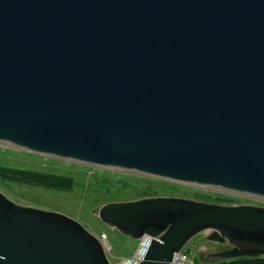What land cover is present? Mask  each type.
<instances>
[{
    "label": "water",
    "instance_id": "obj_1",
    "mask_svg": "<svg viewBox=\"0 0 264 264\" xmlns=\"http://www.w3.org/2000/svg\"><path fill=\"white\" fill-rule=\"evenodd\" d=\"M0 140L63 160L264 199V0H0ZM100 220L169 264L264 256V207L154 196ZM0 264H110L75 220L0 191Z\"/></svg>",
    "mask_w": 264,
    "mask_h": 264
},
{
    "label": "rangeland",
    "instance_id": "obj_2",
    "mask_svg": "<svg viewBox=\"0 0 264 264\" xmlns=\"http://www.w3.org/2000/svg\"><path fill=\"white\" fill-rule=\"evenodd\" d=\"M12 168L37 172L51 177L70 179V189L48 188L20 180L17 177H0V191L15 203L63 214L79 223L97 239L105 234L111 245L110 257L130 255L137 244L117 229L103 223L98 217L99 208L109 202L128 201L144 198L148 190L157 196H173L216 203L221 198L225 205L254 204L264 207V199L228 192L221 189L193 187L190 185L160 180L115 169L101 168L85 163L40 155L12 146L0 140V173ZM140 178L153 180L148 183ZM158 181V182H157ZM171 184L164 186L162 183ZM155 189V190H154ZM210 230H204L185 245L191 259L213 260L212 254L226 248V244L207 239ZM98 236V237H97ZM199 262V263H198ZM202 264L201 261H197Z\"/></svg>",
    "mask_w": 264,
    "mask_h": 264
},
{
    "label": "trees",
    "instance_id": "obj_3",
    "mask_svg": "<svg viewBox=\"0 0 264 264\" xmlns=\"http://www.w3.org/2000/svg\"><path fill=\"white\" fill-rule=\"evenodd\" d=\"M3 173H0V177H17L20 180H24L29 183L38 184L42 186H46L48 188H61V189H70L73 185V182L70 179L61 178V177H51L48 175H43L37 172L32 171H21V170H15L12 168H6L3 169ZM148 183H151L153 180L147 179V178H140ZM158 182V181H157ZM162 183L164 186H169L171 184H167L165 182H159ZM155 190V189H154ZM148 195L145 197H154L157 196L158 193L152 192L150 189L148 190ZM221 198H218L217 204H223ZM188 248L184 251L186 254L188 253ZM193 260L197 263V261H201L202 264H264V256L261 257H240V258H233V259H227L223 261H217L216 259L213 260H206L202 261L195 257ZM199 263V262H198Z\"/></svg>",
    "mask_w": 264,
    "mask_h": 264
},
{
    "label": "built area",
    "instance_id": "obj_4",
    "mask_svg": "<svg viewBox=\"0 0 264 264\" xmlns=\"http://www.w3.org/2000/svg\"><path fill=\"white\" fill-rule=\"evenodd\" d=\"M153 238L155 237L144 234L137 240L136 247L130 255L120 257L118 259L110 257L111 247L107 241L106 235L102 234L98 239L102 244V247L107 255L110 264H138V262L141 261L144 255L146 254L150 242ZM169 264H198V263H196L193 259H191L189 255L186 254L183 250H180L179 252L173 254Z\"/></svg>",
    "mask_w": 264,
    "mask_h": 264
},
{
    "label": "bare ground",
    "instance_id": "obj_5",
    "mask_svg": "<svg viewBox=\"0 0 264 264\" xmlns=\"http://www.w3.org/2000/svg\"><path fill=\"white\" fill-rule=\"evenodd\" d=\"M219 189V188H218ZM222 190V189H221ZM229 192H233V191H229ZM240 194H242V193H240ZM105 252V251H104ZM105 255H106V253H105ZM106 257H107V255H106Z\"/></svg>",
    "mask_w": 264,
    "mask_h": 264
}]
</instances>
